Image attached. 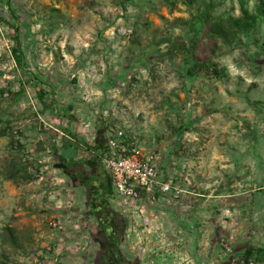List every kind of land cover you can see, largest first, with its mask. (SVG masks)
Returning <instances> with one entry per match:
<instances>
[{
    "label": "rangeland",
    "instance_id": "rangeland-1",
    "mask_svg": "<svg viewBox=\"0 0 264 264\" xmlns=\"http://www.w3.org/2000/svg\"><path fill=\"white\" fill-rule=\"evenodd\" d=\"M227 15L237 0H0V264H94L79 171L110 139L136 140L156 168L167 158L173 176L204 173L215 193L247 198L249 222L264 218V52L232 37ZM18 166L30 180L10 178ZM184 183L173 204L196 188ZM231 223L216 243L253 262ZM129 244L125 230L127 256Z\"/></svg>",
    "mask_w": 264,
    "mask_h": 264
},
{
    "label": "built area",
    "instance_id": "built-area-1",
    "mask_svg": "<svg viewBox=\"0 0 264 264\" xmlns=\"http://www.w3.org/2000/svg\"><path fill=\"white\" fill-rule=\"evenodd\" d=\"M97 160L108 175L118 211L125 220L129 247L139 256L140 264H163L165 261L189 264L184 240L180 236H169L153 211L160 196L170 194L177 199L182 190L173 186L170 179L159 177L152 157L143 154L136 140H130L125 146L120 145L117 139L108 140ZM49 225L64 230L60 221L49 222ZM71 227L79 231L83 224L73 223ZM86 237V234H81L72 246L76 250L83 249ZM220 245L227 256V264H253L234 253L229 239H221Z\"/></svg>",
    "mask_w": 264,
    "mask_h": 264
},
{
    "label": "crops",
    "instance_id": "crops-1",
    "mask_svg": "<svg viewBox=\"0 0 264 264\" xmlns=\"http://www.w3.org/2000/svg\"><path fill=\"white\" fill-rule=\"evenodd\" d=\"M100 153L96 151L97 155ZM166 159L163 158L157 168L161 179H170L178 186L184 185L185 180L196 188L190 191L191 195L182 194L179 204H173L170 194L160 196L153 206V211L158 215L169 236L176 234L175 236L179 235L185 240L187 244L185 256L190 260L189 264H227V256L216 243L214 233L220 230L219 227L224 229V227L232 226V223L230 224L232 219L235 220L238 234V239L233 245L235 251L244 253L251 249L248 256L253 260V264H264V228L262 226L264 218H254L249 222L247 198L242 195L232 200L226 188L221 193H215L213 187L209 188L212 186L211 179L209 176L205 177L204 173H201L202 176L197 174L191 178L184 177L181 173L173 176L170 171L171 165ZM97 163H99L98 160ZM12 166L15 167L14 164ZM98 172H102L108 178L101 165ZM228 181L230 180H223L222 183ZM233 207H236V210H233L232 215L230 210ZM157 208H159L158 212ZM256 223L259 224L256 225ZM134 255V252H128V263L140 264L139 260L138 262L134 260ZM166 260L170 259L166 258ZM169 263V261L163 262V264Z\"/></svg>",
    "mask_w": 264,
    "mask_h": 264
},
{
    "label": "flooded vegetation",
    "instance_id": "flooded-vegetation-1",
    "mask_svg": "<svg viewBox=\"0 0 264 264\" xmlns=\"http://www.w3.org/2000/svg\"><path fill=\"white\" fill-rule=\"evenodd\" d=\"M62 167L66 172V165L62 164ZM99 170L100 165L94 160L89 164V172L79 171L80 181L86 186V193L90 198L88 212L95 219L92 240L94 244H98L99 251L95 254L94 264H129L128 256L120 247L124 241L125 220L109 204V197L114 196L112 185ZM68 175L72 178L70 173ZM133 258L138 262L136 253Z\"/></svg>",
    "mask_w": 264,
    "mask_h": 264
},
{
    "label": "trees",
    "instance_id": "trees-1",
    "mask_svg": "<svg viewBox=\"0 0 264 264\" xmlns=\"http://www.w3.org/2000/svg\"><path fill=\"white\" fill-rule=\"evenodd\" d=\"M248 0H237L238 7L240 10L239 16H230L227 15L226 18H220L221 21H226L227 26H229V30H231L232 37H235L239 34H243L247 41L255 44L258 48L264 52V41L259 44L258 37H255L254 34L257 32L259 36L262 37L261 33H264L263 22H264V0H255L254 3V11L250 12L247 7ZM195 20L202 26L207 22L206 16L202 14H196ZM224 19V20H223ZM210 31L215 35H225V29L218 24L211 25ZM264 37V35H263ZM263 44V45H262ZM259 52L257 51L256 54ZM222 68H214L215 73H219ZM100 152L105 150V146H100ZM104 147V148H103ZM16 173H20L17 175L10 176L12 179L17 180L18 178L24 180H30L31 176L28 172H26L25 168L19 167L18 170H15Z\"/></svg>",
    "mask_w": 264,
    "mask_h": 264
}]
</instances>
